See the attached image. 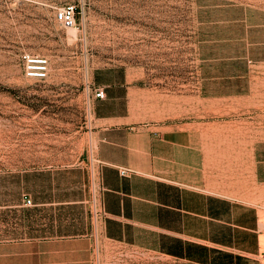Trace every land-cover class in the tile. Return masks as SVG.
Masks as SVG:
<instances>
[{
    "label": "crops",
    "instance_id": "obj_1",
    "mask_svg": "<svg viewBox=\"0 0 264 264\" xmlns=\"http://www.w3.org/2000/svg\"><path fill=\"white\" fill-rule=\"evenodd\" d=\"M241 12L219 22L223 35L200 41L199 96L202 112L233 100L253 113L246 137L187 124V71L178 82L121 66L92 73L105 94L94 120L107 241L192 264H264V11ZM78 203L8 207L33 209L9 211L0 264H91Z\"/></svg>",
    "mask_w": 264,
    "mask_h": 264
},
{
    "label": "rangeland",
    "instance_id": "obj_2",
    "mask_svg": "<svg viewBox=\"0 0 264 264\" xmlns=\"http://www.w3.org/2000/svg\"><path fill=\"white\" fill-rule=\"evenodd\" d=\"M68 5L78 8L74 28L57 19ZM241 10L259 15L264 0H0L1 231L9 211L33 209L8 208L27 198L70 200L90 232L81 247L94 250L91 264H192L102 237L91 75L121 66L178 82L187 71V124L246 137L253 113L233 100L202 112L199 96L200 41L223 35L219 22ZM34 58L48 60L43 80L28 76ZM259 210L264 229V203Z\"/></svg>",
    "mask_w": 264,
    "mask_h": 264
},
{
    "label": "built area",
    "instance_id": "obj_3",
    "mask_svg": "<svg viewBox=\"0 0 264 264\" xmlns=\"http://www.w3.org/2000/svg\"><path fill=\"white\" fill-rule=\"evenodd\" d=\"M78 8L75 5H68L64 7L57 15V19L66 27L74 28L78 24ZM30 67L27 70L28 76L33 79L43 80L47 77L48 60L42 58H34L30 60ZM95 97L98 99L105 98L104 91L102 89L95 90ZM130 172L129 169H122L123 175ZM27 207H33L34 201L32 198H27Z\"/></svg>",
    "mask_w": 264,
    "mask_h": 264
}]
</instances>
